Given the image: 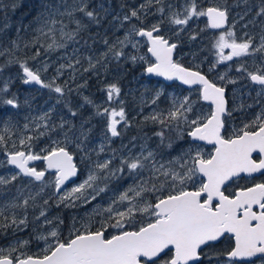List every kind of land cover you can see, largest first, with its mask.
I'll return each instance as SVG.
<instances>
[{
	"label": "snow or ice",
	"instance_id": "obj_1",
	"mask_svg": "<svg viewBox=\"0 0 264 264\" xmlns=\"http://www.w3.org/2000/svg\"><path fill=\"white\" fill-rule=\"evenodd\" d=\"M247 3V0H245ZM153 4L156 5L152 12ZM11 7H17L15 0ZM124 5H121L123 8ZM99 9L107 12L104 4ZM169 24L177 26L188 25L193 17L206 16L208 26L213 29H221L228 21L229 10L224 7H208L199 9L196 0H187L186 4L176 11L172 4H165V0H144L138 7H131L120 19L121 26L124 22L131 24L135 19L138 24H131L123 38L117 37L113 42L104 39L106 51L100 53V59L89 55L84 57L88 67L84 72L95 71L102 60L111 56L115 60L126 58L133 63L147 61V73L165 77L168 80L177 79L186 85H199V98L210 102L211 111L207 114H199L188 96L182 100H173L172 108L167 112L153 114L145 117V121L151 120L159 123L162 130L155 133L164 145L167 137L163 128L172 130L175 125L176 140L191 137L189 142L195 145L196 141H206L214 145V151L205 153L198 146H190L181 149L177 155L164 160L163 154L141 145L140 151L133 154L131 150L127 155L119 158V165L113 167L116 152L112 157L95 161L88 170L87 176L82 182L66 188V181L77 175V165L73 162L71 154L66 146H61L60 141H53L51 148L41 149L47 154L41 155L32 151V141L44 136L46 132H40L39 136H24L19 144L26 150H16L7 153V163L14 165L18 170L10 177L0 176V185H9L20 178H28V183L39 182L38 190L24 194V187L17 188V196L3 205H0V233H7L9 229L21 231L29 226L28 209L39 208V214L33 216V220H43L41 227L47 225V234L43 232L36 239L44 241L45 247L42 254L28 255L19 252L27 248L30 239L16 240L15 245L10 244L7 250L0 248V264H203L202 258L207 257L208 264H212V255L204 249L211 248L213 242H217L225 234L234 237V246L223 253L228 258H256L259 264H264V182L256 183L251 187L239 188L233 195H225L222 190L225 182L239 176L241 173L252 174L264 169V158L258 162L252 158L253 153L264 154V105L253 118L236 129L228 138L222 135L225 129V117H230L228 101L225 95V87L218 86L203 75L200 71H193L184 67L173 59L174 50L178 47L176 42L160 35L163 19L147 25L145 20L148 15L160 14ZM252 9L249 8L248 12ZM99 12L93 7L91 0H40L39 10L33 18L36 27L32 29L30 39L23 41V49H34L28 59L36 60L41 56V49L46 53L64 50V54L58 59L66 61L55 68L56 75L51 81L41 79L40 71H47L49 65L44 64L43 69L33 70L28 66V59H21L17 52L21 49L20 38L12 39L7 46L0 45V57L5 58L0 64V70L11 64H19L22 68L23 83H36L48 88L61 97L67 90L73 91L68 86V81L63 85L56 80L65 71L70 73V79L75 81L76 74L80 71L81 48L73 47L71 54L67 53L70 44L81 42V32L86 31L88 24L99 23ZM255 17L264 18V0L255 12ZM244 17H241L243 19ZM249 23H255L250 21ZM74 25V27H70ZM7 27V24L4 25ZM247 27V25H245ZM2 30V29H0ZM181 30H183L181 28ZM21 29H17L19 33ZM179 35V32L174 33ZM245 38L239 42L233 30L222 31L215 38L213 47L217 49L220 61H231L233 57H244L257 53L264 57V22L261 23L259 43H255L256 37L244 34ZM136 37L147 38V53L155 58L154 62L147 60L145 55H138L140 47ZM91 39V37H89ZM190 39H196L193 35ZM83 43L87 45L88 41ZM128 47L133 53L125 51ZM225 49H230L227 55ZM215 65L210 67L209 71ZM237 71L247 72L248 78L261 86L258 96L264 95V68L256 72H248L244 65H240ZM224 80V76L219 77ZM87 81L77 85V89L86 86ZM228 83H235L229 80ZM5 83L0 92H7ZM108 99L118 96L121 89L116 84L107 86ZM161 92H157L158 99ZM85 100L91 103L87 97ZM6 105L18 107V101L13 98L2 100ZM27 103V101H26ZM123 103V102H121ZM155 103V99L153 100ZM259 103V101H257ZM241 108L244 105L240 106ZM251 108L252 105H248ZM52 109L49 110L51 112ZM71 111V108H69ZM49 112L44 113L38 119L45 121L47 129ZM73 116L76 112L71 113ZM99 115H106L107 131L112 137L119 136L118 125L121 122L128 125V119L124 107L104 108ZM191 117V118H190ZM66 121L58 126L64 127ZM24 129L29 125L24 124ZM37 128L41 125L37 124ZM55 127V126H54ZM54 130V129H53ZM5 131H9L6 127ZM64 143L70 142L68 133H64ZM136 138L133 137V140ZM5 143V136L0 135V144ZM169 149L176 150L174 142L168 140L165 145ZM15 147V143L13 144ZM81 147V144H77ZM100 151H104L101 146ZM160 155V159L157 156ZM46 161L45 170L38 171L30 166L31 161ZM53 169L54 180H45L47 170ZM119 174V176H118ZM125 174L132 180L122 191L115 192L111 188L112 181L118 182L125 179ZM202 176L205 179L195 187V179ZM189 184L193 189H189ZM52 187L54 191L42 204L37 199L45 194V190ZM109 191L113 196L108 198L106 204H96L88 214V223L80 228L72 225L70 238L62 239L59 225L63 223L59 218L48 219L46 212L49 201L55 196L57 205L74 208L79 204L89 205L98 198L102 199ZM255 206V208H254ZM20 209L22 215L17 217L16 210ZM9 213V214H6ZM92 216L100 218V227L93 230ZM109 228L117 229L115 233L106 236ZM19 252L18 255L16 253ZM219 264V260L217 261ZM231 264V260H229ZM249 264H255L250 261Z\"/></svg>",
	"mask_w": 264,
	"mask_h": 264
},
{
	"label": "trees",
	"instance_id": "obj_2",
	"mask_svg": "<svg viewBox=\"0 0 264 264\" xmlns=\"http://www.w3.org/2000/svg\"><path fill=\"white\" fill-rule=\"evenodd\" d=\"M69 4H71L72 0H68ZM13 0H0V45L7 46L8 42L12 39L20 38L21 42V49L17 52V55L21 59H28V57L32 56L34 53V49H23V41L30 39L32 36V29L36 27L35 23L33 22V18L36 16L37 11L39 10L40 0H15L17 5L16 8H12L11 5ZM103 3L104 7L107 9V12H104L99 9V5ZM128 5L127 12L131 7H138L140 0H127ZM91 4L93 7H96L97 11L99 12V23H90L85 19V23L88 24V28L86 31L81 32V42L79 44L72 45L70 44L67 48V53L71 54L73 47L81 48L80 56H81V65L77 67L80 71L76 74L75 81L70 79V73L65 71V73L56 80L57 84L63 85L65 81H68V86L75 91L68 93L67 90L63 97L60 94L55 93L54 91L48 88H35V87H28L23 83V78L20 75L19 77H11L8 76V73L14 69L19 68V64H11L0 70V88H3L5 83L8 85L7 92H0V135L5 136V143L0 144V176L10 177L11 175L15 174V170L8 166L7 164V157L5 156V150L13 151V150H25L20 144L19 140L24 136H39L40 132H46L44 136H39L38 139H34L32 141V149H45L51 148L53 146V141H60L59 136L62 131L70 133V142L65 144L61 142V146H66L68 151L73 154L75 162L79 165L78 167V176L76 180H81L82 177L85 175L86 171L82 166L84 162L88 163V167L99 160L105 159L106 149H105V124L102 118H99V114H96L94 117L93 115H89V110L84 104H88L85 100L87 93H85L87 86L89 84H93L94 86L100 83V78L105 77V73H108V69L105 65H98L95 71L84 72L83 69L88 67V62L84 57L89 55L98 59V53L93 49V44L99 41L101 38H108L113 36L112 32L116 27H119L120 30L123 29L121 23L118 24L117 22L111 20V11L117 9L120 11V7L122 4V0H91ZM150 24L156 22H149ZM7 24L5 28L4 25ZM131 24H138L137 21L134 19L132 20ZM129 22L126 23V29L128 30L131 27ZM168 24V23H167ZM124 25V24H123ZM163 25V24H162ZM70 27H74L71 25ZM103 27V29H100ZM17 29H21L18 33ZM106 29L108 34L105 33ZM186 36H196V39H189L190 42H196L197 38L203 35L201 30L197 31L193 29L187 30L185 33ZM91 37V39L89 38ZM84 40H87L88 43L85 45L83 43ZM192 53L199 54L201 49L198 45L191 50ZM41 56L47 57L50 61V65L48 70L46 71L50 76H55V68L60 63H66L64 60L58 59V57L64 54V50H61L60 54L56 56L53 55V52L46 53L41 49ZM203 53V52H202ZM215 50H210L206 54V58L202 61L214 59ZM112 60L113 58L109 56ZM38 58V57H37ZM5 58L0 57V64L4 63ZM127 61V60H125ZM36 60L28 59V66H34ZM194 62V61H193ZM129 66L127 67V84H126V95L123 97V105L126 106L127 109V119L128 125L125 126L123 123V133L124 136L135 137L136 141L138 142L142 138H145V135L149 134L152 130V121L148 120L145 121V117L141 116L138 111V96H137V88L138 84L136 79L132 77V74L135 73L138 69L135 65L130 64L127 61ZM196 63V62H195ZM200 62H197V65ZM44 64H42L41 68H43ZM41 73V72H40ZM41 78L45 81V77L41 73ZM87 81L86 86L77 89V85H82ZM13 96L18 101V107H13L11 105H6L2 102V100L13 98ZM27 101V103H26ZM71 108V111H69ZM52 109L51 112L49 110ZM49 112V118L47 120L48 128L44 127L45 121L38 119L44 113ZM76 112L75 116H72L71 113ZM98 113V112H96ZM89 119H92L93 127L87 123ZM66 121L67 123L64 124L63 128L58 127L61 122ZM28 124L29 127L24 129V124ZM40 124L41 127L37 128L36 125ZM55 126V127H54ZM8 128L9 131H5V128ZM54 129V130H53ZM94 132L98 133V136H93ZM154 134V133H152ZM155 135V134H154ZM167 139L164 142V145L161 144L160 138L155 135V140L157 137V149L160 153L163 154V159H167L169 153L168 148L165 146L170 139V135H165ZM156 142V141H155ZM15 143V147L13 144ZM81 144V147H77V144ZM150 145V144H149ZM148 145V146H149ZM101 146L104 147V151L101 152ZM156 147V146H155ZM41 152V151H40ZM42 154H47L46 152H41ZM167 155L166 158L164 155ZM161 158V157H160ZM89 167V168H90ZM117 167V166H116ZM88 168V170H89ZM10 170H13L10 172ZM126 176V174H125ZM45 180H54V173H48L45 177ZM115 184V185H114ZM28 185L27 188H24V194L27 195L29 191L35 193L38 190L39 182H34L33 184H29L26 178H20L9 185H0V205H3L13 199V197L17 196V188L24 187ZM113 185L111 188L115 190V192L122 191L124 187L127 185L126 179L122 180L121 182L114 180L112 181ZM54 189L50 186L45 190V194L37 199L38 204H42L44 199H48L49 195L52 194ZM110 192V193H109ZM110 195H113V191H109ZM103 200V198H102ZM54 208V212L57 216H61L64 219L62 226L59 225V229L64 230H72V225L76 220L75 216L72 214V217L69 219H65L64 211L67 213L71 212H79L81 210L80 207L63 208V205H57L56 202L51 199L49 201ZM107 202H101V204H106ZM17 217L20 218L22 215V211L20 209L16 210ZM9 214V213H6ZM39 214V208L28 209V220L29 226L27 228H23L22 236L25 239H30V245L34 242L35 246H37L36 242L37 239L36 235L40 231L36 230V227H40V224H43V221L36 222L33 220V216H37ZM48 219L54 220L53 216H48ZM93 221V230L100 227V218L96 216H92ZM41 222V223H40ZM13 231V233H12ZM18 232L14 231V229H9L7 233H0V246L3 245V241L6 238H13ZM61 233V230H60ZM19 236V235H18ZM62 239L70 238L68 237H61ZM10 240V239H8ZM6 240V241H8ZM8 244V242L6 243ZM15 245V243L13 244ZM34 246V247H35ZM26 254L28 250L25 251ZM42 254V252H39Z\"/></svg>",
	"mask_w": 264,
	"mask_h": 264
},
{
	"label": "flooded vegetation",
	"instance_id": "obj_3",
	"mask_svg": "<svg viewBox=\"0 0 264 264\" xmlns=\"http://www.w3.org/2000/svg\"><path fill=\"white\" fill-rule=\"evenodd\" d=\"M144 0H140V3H143ZM187 0H165V4H172L174 7L182 8L186 4ZM197 7L200 9H207L208 7H224L227 6L229 10L228 15V21L227 25L221 29V30H210L208 27V19L206 16H199L195 17L193 20V23H196L197 25L201 26L203 28L202 32L203 35L197 38V41L190 42V37L185 35V31L179 32V35H174L176 32H172V29H170L171 26H169V23L167 19L165 18L167 16V13L164 14V17L162 19L164 20L163 25L161 27L160 35L165 36V38L170 39L171 42H176L178 44V47L174 50L173 53V59L181 63L184 67L190 68L192 70L200 71L202 74L206 75L209 80L216 83L218 86L225 87L226 91V99L228 101V110L231 112L230 117H225V129L222 130V135L225 136V138H228L236 129H239L243 126L244 123L249 122L253 116L260 111L261 105H264V95L258 96L257 94L261 91V86L258 84L253 83L247 75V72L244 71H237V66L244 65L245 68H247L248 72H256L259 68H264V57H262L261 54L257 53L251 58H249L248 62H240V63H234V61L228 65V69L225 68L226 72H221L222 75H226L224 80H220L218 76H220V73H215L216 71H220L221 64L217 62V59L209 60L206 59V61H202L204 58H206V54L210 50H215L213 47L214 44V37H216L217 34H220L222 31L227 30L230 27V24L232 21H236L238 23H241L243 21H246L247 24L250 21H255L253 29L249 35H252V32H254V35L256 37L255 43H259V35L261 33V23L264 22V18L255 17V12L258 9V7L261 4V0H247V3H245V0H196ZM123 5V4H122ZM156 5L153 4L151 11L155 12ZM251 8L252 11L248 12L247 15H245V12L248 11V9ZM121 10L118 11L115 9L111 13L112 18L119 17L122 19L123 15L127 13V8L124 6L123 8H120ZM161 15H148L145 22H150L152 20L159 21ZM241 17H244L241 19ZM158 18V19H157ZM135 20V19H134ZM136 21V20H135ZM168 23V24H167ZM147 25H151L149 23H146ZM246 24V25H247ZM248 29V28H247ZM246 29V30H247ZM193 30H191L192 32ZM127 32L125 26L123 25V29L116 32L115 34H119L120 36H124ZM239 29H235V34H238ZM137 40L140 42L139 47V53L143 54L147 57V60H150L154 62V59L147 53V40L145 38L137 37ZM195 45H198L201 49V52L199 54H193L192 49L195 47ZM203 52V53H202ZM194 55V56H193ZM200 63L197 65V63L193 62V59H197ZM125 58H121L120 60L113 59L111 63L106 64V67L108 69L107 75L109 76V80L107 81L106 85L110 84H116L120 89L121 92L118 96H114L112 100L108 99V92H107V86H106V92L103 95V98L106 99L103 103V107L105 108H115V101L118 97L119 102H117V110H119L120 107H124L126 115H127V109L126 106L123 105L124 99L126 95V84L128 82L127 80V67L129 64L127 61H125ZM212 65H215L214 68H212L211 71H209L210 67ZM148 64L147 61L139 62L137 65V71L136 74L140 73L139 78L136 79L138 88H137V96H138V113L143 116L147 117L153 114H159L163 113L164 115H167V112L172 108V102L173 100H182L183 97L188 96L191 101H195V109L199 114H207L211 111V105L210 103H207L206 101H203L199 98V89L200 86H194L191 88H186L185 86L179 84L177 81H173L171 83H165L163 80L160 79H151L147 78L145 76V69L147 68ZM235 68L233 71L232 69ZM231 69V70H230ZM226 73V74H225ZM23 76V75H22ZM42 79V78H41ZM229 80H235V83H228ZM26 85V84H25ZM27 86V85H26ZM37 88V87H35ZM42 88V87H41ZM157 92H161L162 94L159 96V98H156ZM87 93L88 100L91 101V103L84 104L89 110V115H93V112L95 111V86L93 84H89L87 86V89L85 91ZM93 94V96H92ZM155 99V103H153V100ZM259 101V103H257ZM244 105L243 108L240 106ZM248 105H252L251 108H248ZM97 112V111H96ZM72 115V114H71ZM73 116V115H72ZM94 117V115L92 116ZM191 118V117H190ZM103 120V119H102ZM104 121V120H103ZM108 121V120H107ZM92 119H89L87 123L89 125L91 124ZM105 159H108L112 157L113 150L116 152V159L113 162V167L118 166L119 164V158L122 155H126V152L123 151L124 149V143L125 138L123 133V122H121L120 125H118V131L121 133L119 136L112 137L111 133L107 131V123H105ZM181 128L185 129V139L183 141H177L176 140V131H175V125L172 126V130H169L168 128H163L165 135L172 136L170 140H173L174 147L178 145L179 148L185 147V146H191L189 143L192 139L191 137H188L186 135V126L181 124ZM162 130V126L159 123H153L152 122V130L149 132V134L145 137L139 140L138 142L134 140V143L137 144L139 148H141V145L145 144L148 145L153 142L154 147L152 150L156 151L157 149V143L155 142V137H151L152 133H157ZM64 131L60 133L59 139L61 142L64 143L65 137H64ZM68 133L69 139H70V133ZM94 136V133L92 134ZM151 139V140H149ZM151 141V142H150ZM195 145L206 147L210 150V153L214 151V146H207L203 143L195 142ZM156 146V147H155ZM26 150V149H25ZM158 150V149H157ZM32 151L34 153L42 154L39 149H35ZM180 150L176 147V150L169 149L168 153L169 157L167 159H170L172 156H175L178 154ZM139 152V149H134L133 154H136ZM158 152V151H156ZM209 153V154H210ZM74 157V156H73ZM252 158L256 160L257 162L261 159V155L259 153H253ZM157 159H160V157L157 156ZM164 159V160H167ZM75 161V160H74ZM77 165V168L79 165L77 162H75ZM31 167H35L38 171L45 170V165L43 160H37L30 164ZM13 168V167H11ZM16 172L17 170L13 168ZM48 173L53 172H46V175ZM45 175V177H46ZM28 180V178H26ZM125 179L128 180L129 178L127 175L125 176ZM195 179V187H199V184L205 179L202 176H197ZM130 182L132 180L130 179ZM264 182V171L258 172L256 174L252 175H239L231 178L230 181H227L225 185L223 186L222 190L224 191L225 195H233L236 190L239 188L244 187H251L256 183ZM115 185V184H114ZM113 185H111L112 187ZM127 187V185H126ZM189 189H193V185L189 184ZM255 208V206H254ZM117 229L109 228L106 231V236L110 233L117 232ZM234 246V237H232L231 234H225L224 237H222L217 242L212 243L211 248H206L204 251L206 253H209L212 255V264H217V261L219 260V264H229V260H231V264H249L250 261H254L255 264H259V261L254 258H228L226 256H223V253L231 250V248ZM25 253V252H24ZM28 255H34V254H28ZM203 264H208L207 257L202 258Z\"/></svg>",
	"mask_w": 264,
	"mask_h": 264
},
{
	"label": "rangeland",
	"instance_id": "obj_4",
	"mask_svg": "<svg viewBox=\"0 0 264 264\" xmlns=\"http://www.w3.org/2000/svg\"><path fill=\"white\" fill-rule=\"evenodd\" d=\"M122 4L126 7L127 5H128V3H127V0H122ZM121 4V5H122ZM121 8V7H120ZM127 8V7H126ZM0 9H2V6H0ZM174 9L176 10V11H179L180 10V8H177V7H174ZM200 8H198V10H199ZM111 13H113L112 11H111ZM166 13H167V11H166ZM194 18L195 17H193L190 21H189V23H188V25H185V26H177V25H172V24H169V26H171L170 27V29H172V32H181V31H185V33H186V31L187 30H193V29H195V30H197V31H199V30H203V28L201 27V26H199V25H197L196 23H193V20H194ZM158 19V18H157ZM162 19V17H160V20ZM111 20H113V21H115V22H119L118 24H120V19H114V18H112L111 17ZM150 22H157V21H155V20H152V21H150ZM126 23L127 22H124L123 24H124V26L126 27ZM145 23H149V22H145ZM150 24V23H149ZM247 24V22L246 21H243V22H241V23H238V22H236V21H232V23L230 24V27L227 29V30H229V29H231V30H233L234 32H235V29L236 28H238L239 29V32H237L238 34H236V39H237V41L239 42L241 39H243V38H245V36H244V34L247 32V33H250L252 30L251 29H253V27H255L256 25H254V23H248L247 24V27H245V25ZM181 28L183 29V30H181ZM248 28V29H247ZM100 29H103V27H100ZM247 29V30H246ZM105 30V33L106 34H108V31L106 30V29H104ZM127 30V29H126ZM227 30H225V31H227ZM118 31H120V28L119 27H116L114 30H113V32H112V34H113V36H111V37H108V38H106V39H108V41L111 43V42H113L117 37H120V38H123V36H120L119 34H115L116 32H118ZM252 35H254V32H252ZM219 36V34H217L216 35V37H218ZM216 37H214V39H213V41H214V43H215V38ZM105 38H101L99 41H97V42H95L94 44H93V49L98 53V55H99V57H98V59H100V53H102V52H104V51H106V47H105V45H104V43H103V40H104ZM136 39H137V37H136ZM214 45V44H213ZM125 51L126 52H128V53H133V49H131V47H128L127 49H125ZM230 51V49H225L224 50V54L225 55H227L228 54V52ZM61 53V50H59V51H56V52H53V55H57V54H60ZM136 54H138V55H143V54H140L139 53V49H138V52L136 53ZM194 56V55H193ZM252 56H254V55H250V56H244V57H233V59L231 60V61H220L219 63L221 64V67H220V71L218 72V71H216L215 70V73H220V76H226V75H222L221 74V72H226V70H225V68L226 69H228L229 67H228V65L230 66V64L234 61V63H240V62H242V63H244V62H248L249 61V58H251ZM126 59V58H125ZM214 59H217V62H218V60H219V58H218V56H217V49H215V56H214ZM127 61H129L130 62V64H133V65H135L136 67H137V65H138V63L139 62H143V61H137V62H135V63H133L132 61H130V60H128V59H126ZM198 60V58L197 59H193V61L194 62H199V61H197ZM111 62H113L112 61V59L110 58V57H108L107 59H105V60H102L101 61V63L99 64V65H105V64H108V63H111ZM45 63H47L48 65H50V61L47 59V57H45V56H42L41 58L40 57H38L37 59H36V62H35V65L34 66H29L30 68H32L33 70H38V69H43V68H41V66H42V64H45ZM98 66V65H97ZM240 66V65H239ZM239 66H237L238 68H239ZM232 69V68H231ZM230 69V70H231ZM233 71L235 70V68H233L232 69ZM41 73H42V75L45 77V79H46V81L47 82H49V81H51V79H52V77L53 76H50L46 71H40ZM41 73H40V75H41ZM226 74V73H225ZM22 76V68L21 67H17V68H14V69H12L9 73H8V76H11V77H13V78H15V77H19V76ZM139 76H140V73H138V74H136V72L135 73H133L132 74V77L134 78V79H137V78H139ZM220 76H218V77H220ZM22 78L24 79V77L22 76ZM43 80V79H42ZM100 83L96 86L95 85V94H96V96H95V111L93 112V115L95 116L97 113H96V111L98 112V111H100V112H102L103 111V109L105 108V107H103V102L104 101H106V99L105 98H103V95L105 94V92H106V83H107V81L109 80V76L105 73V77H101L100 78ZM73 91H75V90H73ZM92 96H93V94H92ZM119 98L120 97H118L117 99H116V101H115V108L116 109H118L117 108V106H118V104H117V102H119L120 100H119ZM121 105V104H120ZM120 105H119V108H120ZM99 118H102L104 121H105V123H107V120H108V118H107V116L106 115H99ZM94 122L92 121L91 122V124H93ZM92 127H93V125H92ZM148 135V134H147ZM147 135H145V137L147 136ZM94 136H98V133L97 132H94ZM151 137H155V135L154 134H152V135H150ZM172 137V136H171ZM171 137H170V139H171ZM169 139V140H170ZM149 140H151V139H149ZM52 141H54V140H52ZM173 141V140H172ZM151 142V141H150ZM158 141H157V137H156V143H157ZM143 145H145V144H143ZM124 149H123V151H125L126 152V155H127V153H128V151L129 150H131V152L133 153V150L134 149H139V151H140V148L137 146V144L136 143H134V140H133V138L132 137H128V135L126 136V138H125V143H124ZM191 146H198V145H191ZM153 147H154V144H153V142H151L150 143V145L147 147L148 149H150V150H152L153 149ZM188 147H190V146H185V147H181V148H179V147H177L179 150H181V149H187ZM204 153H205V155H207V154H209L210 153V150L208 149V148H206V147H201V146H198ZM18 150V149H17ZM13 151H16V150H13ZM156 151H158L157 153L158 154H160V151L159 150H157L156 149ZM8 152H10V151H8V150H5V156L7 157V153ZM168 152V151H167ZM166 154L164 155V157L166 158ZM158 157H160V155H158ZM169 157V156H168ZM83 165L84 166H82L83 168H84V170L86 171V173H85V175L82 177V179L81 180H75L73 183H71L70 185H68V186H66V188L67 189H71L73 186H75V185H77V184H79L80 182H82L83 181V179H85L86 178V176H87V173H88V168L90 167H88V163H86V162H84L83 163ZM119 165V164H118ZM13 170H10V172H12ZM118 176H119V174H118ZM47 181V180H46ZM114 181L115 182H117V180H115L114 179ZM127 181V185L129 184V183H131L130 182V178L128 179V180H126ZM121 182V181H120ZM110 193V192H109ZM109 193H107V195L106 196H103V200L102 199H100V198H98L96 201H94V202H92V204H89V205H83V204H79L77 207H80L81 208V210L79 211V212H71V211H68V212H70V213H67L66 211H64V216H65V219H69V218H71L72 217V214L75 216V220H76V227L77 228H80L81 227V225L82 224H86V223H88V214L89 213H91V211H92V208L96 205V204H101V202H107L108 201V198L109 197H112L113 195H110ZM53 201L54 202H56V197L55 196H53ZM63 208H66V207H63ZM68 210H70L69 208H68ZM46 215H47V217L48 216H53V218L55 219V218H59V220H62L63 222H64V219H62V217L61 216H57L56 217V214H55V212H54V208L52 207V205H51V203L49 202V206H48V208H47V212H46ZM35 216V215H34ZM41 221H43V220H41ZM41 223V222H40ZM61 226H62V224H60ZM23 230L24 229H22L21 231H18V233L13 237V238H6L3 242V245H1L0 246V248H3V249H5V250H7V248H8V246L10 245V244H14L15 243V241L16 240H26L23 236H22V232H23ZM36 230L37 231H40L39 233H37L36 235H39V234H41L42 232L44 233V234H47V231L49 230V227L47 226V225H45V226H43V227H41V224H40V227L38 226V227H36ZM61 230V237H68L69 235H71V232H72V230H64V229H62V227H61V229H59V231ZM16 232V231H15ZM12 233H13V231H12ZM19 235V236H18ZM8 239H10V240H8ZM6 240H8V241H6ZM8 242V244H6ZM35 243V242H34ZM32 244V245H28V247L27 248H22V249H20L19 250V252H25L26 250H28V253H31V254H39V252H42V250L44 249V247H45V243H44V241H40V240H37V242H36V244H37V246H35V244ZM35 246V247H34ZM19 252H17L16 253V255H18L19 254Z\"/></svg>",
	"mask_w": 264,
	"mask_h": 264
},
{
	"label": "water",
	"instance_id": "obj_5",
	"mask_svg": "<svg viewBox=\"0 0 264 264\" xmlns=\"http://www.w3.org/2000/svg\"><path fill=\"white\" fill-rule=\"evenodd\" d=\"M227 25V23L224 25V27ZM209 27V26H208ZM223 27V28H224ZM223 28H221V29H223ZM209 29L210 30H221V29H213V28H211V27H209ZM146 40H147V38H145ZM150 56H151V54L150 53H148ZM152 57V56H151ZM154 60H155V58L154 57H152ZM190 69V68H189ZM192 70V69H191ZM193 71H196V70H193ZM22 75H23V77H24V74H23V71H22ZM204 75V74H203ZM145 76L147 77V78H151V79H160V80H163L165 83H171V82H173V81H177L179 84H181V85H183V86H185L186 88H191V87H194V86H199V85H186V84H183V82L182 81H180V80H177V79H172V80H168V79H166L165 77H162V76H157L156 74H154V73H147L146 72V70H145ZM28 87H37V88H41L42 86L41 85H39V84H36V83H34V82H32V83H29V84H26ZM225 94H226V91H225ZM207 103H210V102H208V101H206ZM192 139V138H191ZM196 142H199V143H203V144H205V145H207V146H214L213 144H209L208 142H206V141H196ZM256 153H258V152H256ZM260 154V153H259ZM261 155V159L262 158H264V154H260ZM37 161V160H36ZM34 161H31L30 162V164L31 163H33ZM73 162L75 163V161H74V157H73ZM8 164V163H7ZM76 164V163H75ZM10 167H13V168H15V166L14 165H10V164H8ZM44 165H45V169H46V167H47V164H46V161H44ZM16 169V168H15ZM78 169V168H77ZM17 170V169H16ZM18 171V170H17ZM261 171H264V169H262V170H260V171H258V172H261ZM47 172H53V173H55V170H53V169H49V170H47ZM78 172H79V170H78ZM78 172H77V175L76 176H74V177H71L70 179H69V181H66L65 182V184H66V186H68L69 184H71V183H73L75 180H76V178H77V176H78ZM258 172H255V173H252V174H256V173H258ZM252 174H248V173H241L240 175H252ZM226 183V182H225Z\"/></svg>",
	"mask_w": 264,
	"mask_h": 264
},
{
	"label": "bare ground",
	"instance_id": "obj_6",
	"mask_svg": "<svg viewBox=\"0 0 264 264\" xmlns=\"http://www.w3.org/2000/svg\"><path fill=\"white\" fill-rule=\"evenodd\" d=\"M128 154V153H127Z\"/></svg>",
	"mask_w": 264,
	"mask_h": 264
}]
</instances>
